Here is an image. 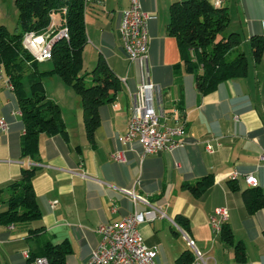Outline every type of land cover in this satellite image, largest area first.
Instances as JSON below:
<instances>
[{
	"label": "crops",
	"instance_id": "obj_1",
	"mask_svg": "<svg viewBox=\"0 0 264 264\" xmlns=\"http://www.w3.org/2000/svg\"><path fill=\"white\" fill-rule=\"evenodd\" d=\"M2 1L0 24L6 25L9 15ZM141 1L150 13V78L160 86L169 115L176 106L184 110L189 142L143 156L138 140L122 141L132 105L121 78L127 75L133 88L138 81L137 65L129 58L119 29L130 0H87L83 60L96 65L103 55L122 84L112 100L100 105L93 139L87 134L80 94L51 74L45 76L46 93L59 103L67 133L41 132L38 152L24 155L22 112L13 113L20 110L18 98L0 68V117L10 124L8 130L0 128V188L19 177L24 167L36 166L33 186L42 217L33 221L34 227L43 225L39 234L31 236L27 223L11 227L0 222V264H27L24 251L37 250L46 240H68L72 247L68 263L86 264L102 239L99 227L136 208L140 233L147 244L158 247L154 264H181L179 258L186 250L196 260L195 248L205 260L198 264H264V205L249 212L244 201V191L251 187L244 178L247 173L257 175L264 193V160L259 158L264 151V53L256 61L251 46L252 35L264 36V0H224L230 11L228 32L241 35L233 50L246 53L248 71L221 81L207 94L198 90L194 73L182 62L176 36L168 33L174 0ZM178 62L182 64L176 68ZM118 151L124 153V160L114 158ZM208 174L213 183L206 192L196 194L187 187ZM125 188L134 189L149 203L135 201ZM9 193L5 189L0 194V211L8 207ZM219 206L228 209L226 223L235 240L245 246L242 261L236 258L234 244L226 243L214 227L212 216Z\"/></svg>",
	"mask_w": 264,
	"mask_h": 264
},
{
	"label": "trees",
	"instance_id": "obj_2",
	"mask_svg": "<svg viewBox=\"0 0 264 264\" xmlns=\"http://www.w3.org/2000/svg\"><path fill=\"white\" fill-rule=\"evenodd\" d=\"M87 0H15L18 7V24L14 33H10L5 24H0V63L13 84L25 123L22 136V152L35 156L39 150L41 132L49 134L67 133L59 103L46 93L44 78L58 74L72 85L81 96L87 134L94 138L100 124V105L112 100L122 87L121 80L103 55H100L92 70L82 71L83 51L88 43L86 30ZM168 33L176 36L182 53V62L189 72L194 73L200 93L207 94L215 90L219 83L231 77L245 75L248 71V58L244 51L228 58V54L241 43V35L236 31H227L230 23L228 6L215 5L212 0H174L170 6ZM57 19L55 31L65 26L69 38H57L52 47L49 60L50 68L41 67V62L34 59L23 43L26 31H44ZM64 29V30H65ZM225 32V33H224ZM253 56L260 61L264 53V36L254 34L251 37ZM182 62L176 63L179 68ZM92 74V83L86 77ZM170 112V111H169ZM175 121H183L184 110L176 106ZM37 173L36 166L24 167L19 177L6 188H0V194L10 189L8 207L0 211V222L21 224L42 217V211L33 186ZM213 183L211 174L205 175L187 187L196 194L206 192ZM244 201L249 212H255L264 205V193L257 186L244 191ZM43 225L32 227L31 236L39 234ZM221 238L235 246L236 258H246L245 246L241 240H235L228 223H223ZM72 247L68 240L52 242L46 240L37 250L29 249L31 257L47 256L51 264H69L67 254ZM181 264H191L194 254L184 251Z\"/></svg>",
	"mask_w": 264,
	"mask_h": 264
},
{
	"label": "built area",
	"instance_id": "obj_3",
	"mask_svg": "<svg viewBox=\"0 0 264 264\" xmlns=\"http://www.w3.org/2000/svg\"><path fill=\"white\" fill-rule=\"evenodd\" d=\"M215 5H222L224 0H212ZM150 13L144 9L141 0H130V4L122 11L119 29L125 50L130 59L137 65V85L133 88L126 78V88L130 97V105H135V113L130 115L126 133L122 137L124 143L138 140L142 146V155L159 152L164 149L176 147L189 139L185 136L186 125L184 121L174 119L176 113L169 115L161 99L160 86L151 80L148 65L149 32L148 19ZM57 19L51 17L49 26L42 32L34 30L26 31L23 37L24 46L32 54L33 58L43 61L48 59V44L54 43L56 37L64 33L63 26L55 31ZM0 68L4 71L3 63ZM5 74V73H4ZM6 75V74H5ZM9 86L13 87L8 75ZM22 112L21 109L13 113ZM9 121L0 117V128L8 130ZM212 149V144L208 143ZM115 159H125L122 151L113 153ZM264 160V151L259 155ZM80 173L86 175L83 170ZM236 175V173H234ZM244 178L249 186H257L259 179L254 173H247ZM124 191L132 196L135 201L149 200L134 189L125 188ZM229 217L226 207L219 206L215 209L212 222L217 232L221 231L222 225ZM140 211H134L124 215L121 219L102 224L99 230L102 239L87 259L86 264H154L158 253L157 245H149L138 229ZM11 227L13 224L10 225ZM190 245L194 246V239H189ZM27 264H51L49 258L44 255L31 257L29 250L24 251ZM196 260L191 264L205 261L202 252L195 248Z\"/></svg>",
	"mask_w": 264,
	"mask_h": 264
},
{
	"label": "rangeland",
	"instance_id": "obj_4",
	"mask_svg": "<svg viewBox=\"0 0 264 264\" xmlns=\"http://www.w3.org/2000/svg\"><path fill=\"white\" fill-rule=\"evenodd\" d=\"M1 7H3V9H5V11L8 13V15H9V17H8V19H7V27H8V29H9V31H10V33H14L15 32V30H16V27H17V24H18V7H17V4H16V2H15V0H3L2 1V6ZM229 30L227 29V31L225 30V32L227 33ZM224 32V33H225ZM236 54H237V51L236 50H232L229 54H228V58H234L235 56H236ZM41 64V67H44V68H50L51 66H52V61L50 60V61H48V62H46V61H44V62H41L40 63ZM83 69H82V71H86V70H92L94 67H95V64L93 65H91L90 63H89V65H88V61H87V59L85 60V62H84V60H83ZM5 68V67H4ZM58 75V74H57ZM61 77V76H60ZM62 78V77H61ZM92 79H93V76H92V74H88L87 75V77H86V81H87V83L88 84H90V83H92ZM44 81H45V78H44ZM27 224H29V225H31V227H34L35 226V223H36V221H31V222H26ZM30 244L32 245V246H35V242H34V240L32 239V240H30Z\"/></svg>",
	"mask_w": 264,
	"mask_h": 264
},
{
	"label": "bare ground",
	"instance_id": "obj_5",
	"mask_svg": "<svg viewBox=\"0 0 264 264\" xmlns=\"http://www.w3.org/2000/svg\"><path fill=\"white\" fill-rule=\"evenodd\" d=\"M224 3V2H223ZM66 28V27H65ZM64 28V29H65ZM61 38V37H65V38H69V33H68V30L67 29H65L64 30V33H61V34H59L57 37H56V39L57 38ZM52 47H53V43H49L48 44V58L50 57V54H51V51H52ZM130 58V57H129ZM35 59V58H34ZM46 60H48V59H46ZM46 60H43V61H46ZM42 61V62H43ZM4 72H5V74H6V71H5V68H4ZM7 75V74H6ZM9 77V76H8ZM121 80H122V82H124L125 84H126V78H125V76L123 77V78H121ZM11 81V80H10ZM132 107V114H134L135 113V105H132L131 106ZM14 225V224H13ZM26 262H27V259H26Z\"/></svg>",
	"mask_w": 264,
	"mask_h": 264
}]
</instances>
